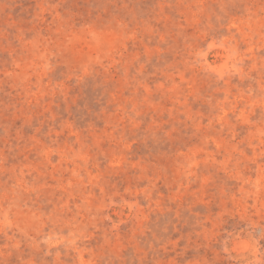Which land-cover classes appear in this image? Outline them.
Segmentation results:
<instances>
[{
	"label": "rangeland",
	"instance_id": "374dc122",
	"mask_svg": "<svg viewBox=\"0 0 264 264\" xmlns=\"http://www.w3.org/2000/svg\"><path fill=\"white\" fill-rule=\"evenodd\" d=\"M0 264H264V0H0Z\"/></svg>",
	"mask_w": 264,
	"mask_h": 264
}]
</instances>
